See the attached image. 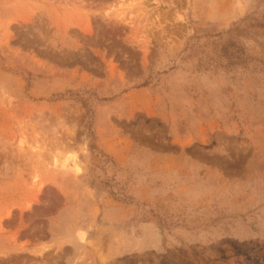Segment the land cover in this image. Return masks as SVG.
<instances>
[{
    "label": "rangeland",
    "instance_id": "1",
    "mask_svg": "<svg viewBox=\"0 0 264 264\" xmlns=\"http://www.w3.org/2000/svg\"><path fill=\"white\" fill-rule=\"evenodd\" d=\"M0 264H264V0H0Z\"/></svg>",
    "mask_w": 264,
    "mask_h": 264
},
{
    "label": "bare ground",
    "instance_id": "2",
    "mask_svg": "<svg viewBox=\"0 0 264 264\" xmlns=\"http://www.w3.org/2000/svg\"><path fill=\"white\" fill-rule=\"evenodd\" d=\"M78 170H80L79 168H77Z\"/></svg>",
    "mask_w": 264,
    "mask_h": 264
}]
</instances>
